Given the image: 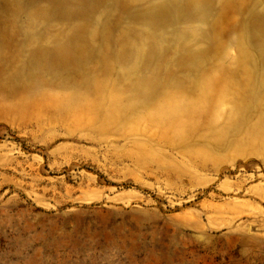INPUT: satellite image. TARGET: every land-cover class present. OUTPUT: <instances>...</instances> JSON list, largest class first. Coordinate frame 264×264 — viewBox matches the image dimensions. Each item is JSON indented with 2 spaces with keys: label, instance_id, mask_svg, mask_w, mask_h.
Wrapping results in <instances>:
<instances>
[{
  "label": "rangeland",
  "instance_id": "obj_1",
  "mask_svg": "<svg viewBox=\"0 0 264 264\" xmlns=\"http://www.w3.org/2000/svg\"><path fill=\"white\" fill-rule=\"evenodd\" d=\"M0 264H264V0H0Z\"/></svg>",
  "mask_w": 264,
  "mask_h": 264
}]
</instances>
